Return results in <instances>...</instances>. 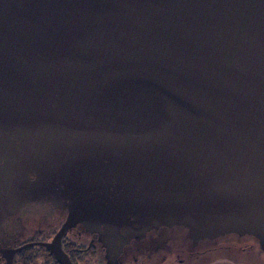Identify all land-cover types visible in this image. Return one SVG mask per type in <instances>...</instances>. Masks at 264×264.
I'll return each mask as SVG.
<instances>
[{
	"label": "water",
	"instance_id": "95a60500",
	"mask_svg": "<svg viewBox=\"0 0 264 264\" xmlns=\"http://www.w3.org/2000/svg\"><path fill=\"white\" fill-rule=\"evenodd\" d=\"M42 207L60 264L78 225L109 264L161 229L264 252V0H0V234Z\"/></svg>",
	"mask_w": 264,
	"mask_h": 264
},
{
	"label": "flooded vegetation",
	"instance_id": "af4514ba",
	"mask_svg": "<svg viewBox=\"0 0 264 264\" xmlns=\"http://www.w3.org/2000/svg\"><path fill=\"white\" fill-rule=\"evenodd\" d=\"M34 218L23 213L6 227L7 235L0 234V249L15 251L14 264H60L47 247L52 243L65 221L67 212L42 207ZM25 212V210L23 211ZM13 222L17 226L13 230ZM64 252L72 264H109L108 251L102 247L97 234L78 225L61 240ZM193 245V246H192ZM190 243L185 231L161 229L149 233L142 240L125 246L115 264H264V252L252 238L232 235L218 245L204 246ZM0 262L7 256L0 254Z\"/></svg>",
	"mask_w": 264,
	"mask_h": 264
}]
</instances>
